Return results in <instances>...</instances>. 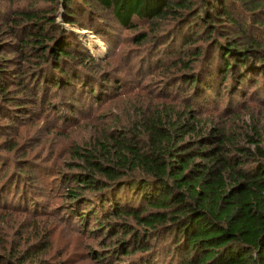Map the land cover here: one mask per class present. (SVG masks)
I'll use <instances>...</instances> for the list:
<instances>
[{
	"label": "trees",
	"instance_id": "1",
	"mask_svg": "<svg viewBox=\"0 0 264 264\" xmlns=\"http://www.w3.org/2000/svg\"><path fill=\"white\" fill-rule=\"evenodd\" d=\"M104 15L125 29L144 24L133 39L150 41L167 58L166 65L153 60L160 70H174L163 81L181 100L178 106L133 104L132 116L111 118L100 140L72 149L69 170L57 177L69 199L64 213L93 225L87 230L101 247L112 240L102 259L264 264V129L257 123L222 128L203 113L224 86L245 95L244 86L264 77V0H0V117L15 118L26 88L33 103L42 91L39 101L50 104L47 90L85 86L75 67L88 56L57 18L100 34ZM93 91H86L91 99L99 96ZM68 99L71 114L72 103L81 101ZM7 128L0 126V138ZM4 158L0 210L26 218L28 203L36 212V195L24 192L37 167L21 157L5 171ZM23 228L11 232L18 235L13 241L0 235V264H61L43 255L41 239L21 235Z\"/></svg>",
	"mask_w": 264,
	"mask_h": 264
},
{
	"label": "rangeland",
	"instance_id": "2",
	"mask_svg": "<svg viewBox=\"0 0 264 264\" xmlns=\"http://www.w3.org/2000/svg\"><path fill=\"white\" fill-rule=\"evenodd\" d=\"M18 4L22 5L23 2ZM109 21L104 15L103 24H98L100 28L97 31L100 34H93L76 26L68 28L58 17L57 22L62 29L72 36L80 45L79 50L88 56L84 65L75 67L82 79L86 80V85H82L81 89L77 85L75 88L47 90L45 98L50 104H46L47 100L39 101L42 91L38 92L33 103L32 92L26 88L22 95H18L25 103L14 112L15 118L8 121L9 118L0 117V126L8 124L9 127L0 138V155L5 157L2 163L6 159L9 161L5 171L14 169V160L21 157L28 158L37 167L34 184L30 183L29 187L26 185L24 192L28 197L36 195V212L31 213L34 210L31 203H28L26 218L23 214H9L8 210H0V235H10L13 241L18 235L11 232L22 224L24 228L21 235H26L25 238L31 242L41 239L40 244H46L43 255H50L51 261L61 264H126L130 259H102L107 248L114 244L112 240H106L105 246L101 247L98 237L92 238L87 230L93 225L83 227L79 220L64 213V203L69 199L61 196L63 189L59 187L57 177L60 172L69 170L71 150L100 140L101 135L110 128L111 118L116 116L125 120L127 114L132 116L133 104L154 107L159 103H171L178 106L181 100L180 92L168 94L169 86L163 81L166 74L174 70H160V67H156L158 63L153 60L157 57L158 61L166 65L167 58L157 54L158 47H150V41L136 43L133 39L144 24L135 21V27L125 29ZM148 51V58H145ZM27 83L32 84L29 81ZM90 88L95 93L98 91L99 96L91 99L86 92ZM231 92L224 86L220 98L214 96V101L205 104L204 115L210 116L211 121L222 128L257 123V129H264V77H257L244 86L245 95ZM68 97L81 101L72 103L74 112L71 114L66 108L67 102H70ZM199 100L202 104L206 101ZM60 102L65 104V108L57 104ZM5 145H12L10 147L13 150ZM11 197L13 194L7 196L8 199ZM96 214L99 216L98 212ZM162 244L158 243L155 247L158 249ZM93 251L98 253L97 258L91 255ZM161 260L160 257L157 262Z\"/></svg>",
	"mask_w": 264,
	"mask_h": 264
}]
</instances>
